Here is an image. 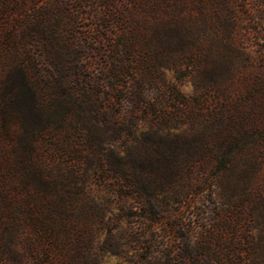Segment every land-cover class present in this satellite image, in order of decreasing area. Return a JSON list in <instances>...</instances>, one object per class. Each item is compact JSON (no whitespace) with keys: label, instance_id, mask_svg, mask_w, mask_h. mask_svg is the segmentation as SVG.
Returning <instances> with one entry per match:
<instances>
[{"label":"rangeland","instance_id":"374dc122","mask_svg":"<svg viewBox=\"0 0 264 264\" xmlns=\"http://www.w3.org/2000/svg\"><path fill=\"white\" fill-rule=\"evenodd\" d=\"M0 264H264V0H0Z\"/></svg>","mask_w":264,"mask_h":264}]
</instances>
